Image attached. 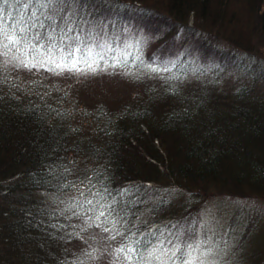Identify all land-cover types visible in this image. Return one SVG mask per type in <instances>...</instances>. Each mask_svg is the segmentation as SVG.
Returning <instances> with one entry per match:
<instances>
[{
    "label": "trees",
    "instance_id": "obj_1",
    "mask_svg": "<svg viewBox=\"0 0 264 264\" xmlns=\"http://www.w3.org/2000/svg\"><path fill=\"white\" fill-rule=\"evenodd\" d=\"M54 7L32 31L66 34L83 71L0 55V264H127L133 234L195 244L201 198L228 214L210 264H264V0Z\"/></svg>",
    "mask_w": 264,
    "mask_h": 264
},
{
    "label": "snow or ice",
    "instance_id": "obj_2",
    "mask_svg": "<svg viewBox=\"0 0 264 264\" xmlns=\"http://www.w3.org/2000/svg\"><path fill=\"white\" fill-rule=\"evenodd\" d=\"M16 2H20V0H16ZM56 3H58V0H23V13L14 15L11 0H0V55L8 56L11 52L18 53L19 55L12 57V60L17 61L18 67L31 69L43 68L48 65V70L53 72L65 69L83 71L77 67L83 59L82 49L73 47L71 44H65L66 34L60 37L58 44L54 29L43 34L39 31H32L37 27L44 28V21L53 19L51 15H47V12H55L54 5ZM5 5L8 6L7 9ZM33 5H35V8L31 10L30 15L26 16L25 13H28ZM67 39L74 38L67 37ZM77 53L82 54L81 59H76ZM29 56L31 57L30 59ZM87 56H92L91 50L87 52ZM84 62L87 63V61ZM115 66L114 64L113 67ZM87 68L89 71H96L92 64H88ZM153 71H156V69H153ZM81 195L83 196L84 193L81 192ZM82 203L92 205L93 201L87 199ZM105 208L108 209L107 215H111L114 212L111 206L100 205L101 210L99 215L96 216L97 220L106 216ZM95 210V206L89 209V211ZM89 219H92V217H89ZM112 223L113 227H115L116 221H112ZM105 231H109V229L105 228ZM134 235L125 237L127 243L122 244L116 250L118 256L123 254L127 264H169V261H172V264H176V260L173 258L177 257V253L181 254L178 258L180 259V264H196L199 259L193 256V253L200 248L201 242L199 241L193 244L190 239L185 240L183 246L177 242L169 249L164 247L165 242L162 240L154 245L149 235L142 234V239H134ZM151 235L154 236V234ZM112 238L114 239L115 237L113 236ZM167 243L172 244V241L169 240ZM169 252H171L170 256L168 255ZM184 256H187V259H183ZM200 264H203V261H200Z\"/></svg>",
    "mask_w": 264,
    "mask_h": 264
},
{
    "label": "rangeland",
    "instance_id": "obj_3",
    "mask_svg": "<svg viewBox=\"0 0 264 264\" xmlns=\"http://www.w3.org/2000/svg\"><path fill=\"white\" fill-rule=\"evenodd\" d=\"M253 202L254 201H252V203ZM254 205L264 213L263 199L259 198ZM196 207L200 221H202L201 232L205 233V238L201 237L199 239V242L201 243L199 252L195 255V257L199 258L196 264H200V261H203V264H210L212 259L214 262L215 257L212 258L210 256L211 251L207 248V246L211 242L216 244L219 239L221 240V238L225 237L227 230L225 225L227 223L226 218H228V214L224 212L223 203L218 198H201L197 202ZM234 235L235 234L231 237H234ZM203 245L206 246L203 247ZM222 257L225 258V255Z\"/></svg>",
    "mask_w": 264,
    "mask_h": 264
}]
</instances>
